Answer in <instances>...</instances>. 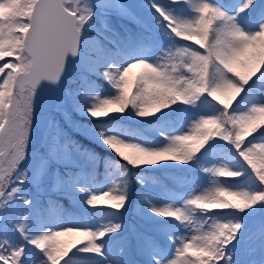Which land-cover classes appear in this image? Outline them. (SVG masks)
<instances>
[{
	"label": "snow or ice",
	"instance_id": "1",
	"mask_svg": "<svg viewBox=\"0 0 264 264\" xmlns=\"http://www.w3.org/2000/svg\"><path fill=\"white\" fill-rule=\"evenodd\" d=\"M157 167L237 183L161 205ZM0 264H264V0H0Z\"/></svg>",
	"mask_w": 264,
	"mask_h": 264
},
{
	"label": "trees",
	"instance_id": "2",
	"mask_svg": "<svg viewBox=\"0 0 264 264\" xmlns=\"http://www.w3.org/2000/svg\"><path fill=\"white\" fill-rule=\"evenodd\" d=\"M241 71H247V69H242ZM139 71L133 70V74L138 73ZM102 87V86H101ZM103 90V87H102ZM82 122H87L90 118H80ZM149 121H140L139 118L129 119V120H117V121H109V123L117 130L121 131L123 129L132 130L137 134L139 138H142L146 141L155 142L160 140L159 132L157 131V122L155 118L149 117L147 118ZM178 126V125H177ZM75 137L86 147L94 149L97 153L100 154L101 157H106L109 155L107 150L100 144L96 143L92 139L87 136L81 135L79 133L75 134ZM147 177L150 178V186L153 187L157 191H161L164 194L168 195L169 198H181L185 195L186 188L192 184L191 175L188 173L180 172L177 169L171 168H160L157 167L154 170H148L146 173H143ZM197 181L196 183L202 178V171L201 169L197 170ZM103 179V176H101ZM220 180L225 181L229 184H236V181L230 180L229 178L224 177H209L208 182H213V180ZM212 180V181H211ZM213 184V183H212ZM135 177H132V192L135 193L136 188ZM214 188V187H213ZM59 205L64 207L72 208L76 211H79L82 207H86L82 204H76L70 201L68 198H61L59 200ZM135 209V200L133 197V202L129 208V211L125 217V227H129L130 225L135 223V218L133 216V210ZM93 213L103 214L110 209L107 208H99V209H92ZM123 211V210H122ZM57 210L54 211V214ZM83 218V216H81ZM95 221L98 222L100 219L99 215L95 216ZM74 237L67 236L66 238H62L61 240L64 242H70Z\"/></svg>",
	"mask_w": 264,
	"mask_h": 264
},
{
	"label": "rangeland",
	"instance_id": "3",
	"mask_svg": "<svg viewBox=\"0 0 264 264\" xmlns=\"http://www.w3.org/2000/svg\"><path fill=\"white\" fill-rule=\"evenodd\" d=\"M135 70L140 71L139 69H135ZM33 147L35 148L37 147V145L33 144ZM213 158H215L214 155H210L208 157V159H213ZM203 176H204L203 181L200 180L199 182L193 184L191 187H188V191L187 194L185 195V198H187L189 194H195V195L206 194L208 190L213 189L214 185L212 184V182H208L209 177L212 176L209 175L208 173H204ZM150 192L153 194L154 199L161 205L165 203H175L177 206H180V204H182V199H170L167 195H164L163 193L154 190L151 186H150ZM93 214L94 213L91 210L88 211L87 209H85V216H87L93 223H96V221H94ZM54 216L60 219L61 222L67 224L73 218H77V217L80 218V213L75 211L74 209L62 208L61 206L58 208V213L55 214ZM66 237L67 236H64L61 237L60 239Z\"/></svg>",
	"mask_w": 264,
	"mask_h": 264
}]
</instances>
